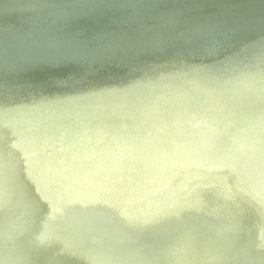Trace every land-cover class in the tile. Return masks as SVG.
Returning a JSON list of instances; mask_svg holds the SVG:
<instances>
[{
    "label": "bare ground",
    "instance_id": "obj_1",
    "mask_svg": "<svg viewBox=\"0 0 264 264\" xmlns=\"http://www.w3.org/2000/svg\"><path fill=\"white\" fill-rule=\"evenodd\" d=\"M58 2L60 3L56 4L55 0H19L18 5L25 10L7 13L0 11V99L11 95L7 92L8 86L19 85L25 79L34 80L41 85L44 79L53 78L58 83L65 76L80 77L79 74H82L90 80L105 82L111 75L107 73L106 62L113 67L111 70L115 75L124 74L131 80L122 89H113L108 95H93L97 99L76 93L67 97L61 95L52 99L27 100L9 106H3L6 103L0 104L1 153L17 156L12 157L17 170L29 165L26 158L30 156L41 161L44 166L48 164L47 168L41 166L45 169L44 173H50L46 177L51 175L54 180L64 182L65 189L70 194V197L66 193L67 196L64 195L69 198L70 203L65 201L59 205L48 204V208L28 204L23 212L25 217L40 219L46 216V219L50 217L56 221L60 210L67 212L66 209L71 204L76 203L78 198L82 199V192L85 193L82 202H102L108 205L106 208L109 211L117 214L121 209L122 196L129 192L125 186L126 174H123L127 172L126 178L132 176L145 186L144 191H131L134 193L133 204L127 210L128 218L138 219L139 222L147 219L156 226L185 222L214 207L211 202H219V206L227 204L231 200L229 195L224 194L223 198L211 196V199L205 193L200 194L211 190L219 195V188L223 192H227V189L215 179V175L208 177L198 162L196 167L202 172L201 185L187 191L191 194L183 195L180 192L184 190L172 177L167 176L166 169H170L172 174L180 175L174 161L168 160L163 164L158 162V167L166 175L162 171L155 173L144 167H135L154 162L153 155L157 149L152 148L146 155L145 151H139L144 154L139 159L128 158L132 150L140 148L139 145L127 144V155H122L119 149H111L109 141L102 136L108 132L118 134V125L133 126L130 124L138 120L137 113L143 114L151 124L160 118L169 126V117L173 115L181 123L188 113L214 120L216 113L211 111L215 108H212L213 105L233 117L253 110L264 99V85L256 80V85L249 92L252 85L245 79L240 81L244 90L238 91L237 86L240 84L232 81L238 70L232 63L246 57L256 60L264 55V29L260 30L264 27V0ZM242 26L247 30L246 34L241 35L236 30ZM124 52L128 54L123 56L121 53ZM170 58L175 60L171 62ZM155 59L162 62H151ZM121 62L127 63V66L119 67L123 64ZM149 66L151 68L148 69ZM121 68L127 69L120 73L118 69ZM199 71L217 72L218 75L226 72L228 77L222 78V81L212 77L215 74L203 76ZM170 73H179V76L171 78ZM162 77L164 80H160ZM139 80L143 82V86L136 89L133 83L137 84ZM193 90L200 91L201 94L196 95ZM26 91L29 93V90ZM102 91L103 89L100 94ZM254 96H259V99ZM212 100L215 102L212 103ZM106 108L114 111L120 108L121 115L111 118L109 123H112L103 127V119L91 115L98 109ZM155 110H160V116H154ZM12 119H16V122L12 123ZM237 126L241 131L242 126L239 123ZM254 126H264V118L257 120ZM185 130L183 124L177 129L181 133H185ZM209 132L204 129L206 135ZM204 133L201 131V134ZM218 133L219 139L223 141H228L233 135L231 129L224 132L219 130ZM21 139L25 143L20 145L18 141ZM184 141L188 152L202 162L205 161V165L210 163L206 157L208 151L203 149L201 152L204 158L200 157L201 154L190 144L189 139L184 138ZM237 141L231 148V153L237 157H245V160L254 158L264 150V138L243 135ZM167 144V151L179 157L183 168V156L179 149H173L175 147L169 140ZM235 146L238 150H235ZM41 150L48 153L41 154ZM106 151L109 156L104 155ZM46 154L54 159L47 161L40 157ZM3 155L0 154V172L8 170L10 166L13 169L8 159V164H5ZM121 155L125 159L120 161L119 167L124 164L125 171L120 170V174L117 173L114 178L109 177L105 183L106 188L98 186L107 176L106 168L103 169L105 164L110 163L106 167L114 166ZM216 162L222 166L221 161ZM71 167L77 168V177L61 172V169L70 170ZM100 167L101 171H98ZM55 169L58 173L52 174ZM191 175L193 173L189 174ZM219 175L226 178L227 171L222 170ZM3 178L7 184L0 183L5 189L0 191V199L16 208L21 207L24 195L16 191L11 178ZM82 182H89L93 187L84 190ZM172 184L176 187V192L173 193ZM246 188L248 187L244 186V190ZM73 190L77 195L72 194ZM192 199H195V203L189 205ZM63 200L65 199L62 198L61 201ZM173 200L177 209L168 210L166 206ZM8 215L7 212L1 214L0 221L1 217L8 218ZM213 229L214 226H209L206 233L210 234ZM262 241L264 243V239Z\"/></svg>",
    "mask_w": 264,
    "mask_h": 264
},
{
    "label": "water",
    "instance_id": "obj_2",
    "mask_svg": "<svg viewBox=\"0 0 264 264\" xmlns=\"http://www.w3.org/2000/svg\"><path fill=\"white\" fill-rule=\"evenodd\" d=\"M18 1L3 2L0 0V9L3 7L0 11L7 13L18 11V9L25 10L18 5ZM55 3L59 4L60 2L55 0ZM263 29L264 27L260 28V30ZM246 30L242 26L236 32L242 35L246 34ZM121 54L126 56L128 53ZM173 60L175 58L169 59L171 62ZM151 62L160 63L162 61L155 59ZM121 63L123 64H120L119 67L127 66V63ZM108 64L106 62L105 67L107 73L111 75L105 82H98L97 79L90 80L88 76L82 74H79L80 77L65 76L58 83H55L53 78L44 79L41 81V85H38L34 80L25 79L19 85L8 86L7 92L11 95L0 99V104L6 103L3 106H9L24 103L27 100L52 99L61 95L67 97L76 93L93 99H97L93 96L95 94L108 95L113 89L114 91L122 89L131 80L124 74L115 75L111 70L113 67ZM232 64L238 70L232 80L238 81L240 84L237 86L238 91L244 90L240 81L245 79L252 85L249 92L256 85V80L264 85V55L257 57L256 60L252 57L242 58ZM240 67L248 68L241 69ZM149 68L151 67L149 66ZM126 69L118 70L123 73ZM202 74H204L203 76L215 74L212 77H217L222 81L228 77L226 72L220 75L217 72H202ZM169 76L174 78L179 76V73H170ZM160 80H164V77ZM142 84L141 80L137 84L133 83L136 89L142 87ZM38 86H42V88ZM101 89H103L102 94H100ZM26 90H29V93ZM193 91L196 95L201 94L200 91ZM254 97L259 99V96ZM212 108L214 109L210 110L216 113L214 120L188 113L182 123L177 116L169 117V126L160 118L151 124L147 122L143 114L136 112L138 120H134L130 124L133 126L118 125V134L108 132L102 136L109 141L108 146L111 149H119L122 155H127V144L139 145L140 148L132 150L128 154V158L139 159L144 156L139 151H145L146 155L149 150H153L152 148L157 149L153 155L154 162H150L149 165L143 163L135 167H144L157 173L162 171L158 167L159 163H167L168 160L174 161L180 170V175L172 174L170 169H166L167 176L172 177L177 185L184 190V192H180L183 195L191 194L187 191L197 189L201 185L202 172L198 171L196 162L203 167V171L208 177L216 176L215 179L227 189V192H223L219 188V195H215L211 190L200 194L205 193L211 199V196L223 198L225 195H229L228 198L231 200L220 206L219 202H211L210 204H213L214 207L206 209L203 213L193 216L185 222L156 226L147 219L139 222L138 219L128 218L127 210L133 204L132 199L134 198V193L131 191L145 190L142 182L135 180L132 176L126 178L128 172L123 174H126V184L131 187L125 185L129 192L122 196L121 209L117 214L109 211L106 208L108 205L102 202L87 200L82 202L85 195L82 192V199L78 198L76 203L71 204V207L66 209L67 212L60 210L56 221L50 217L46 219V216L40 219L27 218L23 212L28 204L48 208L49 205H59L60 202L70 203L69 198L64 196L67 194L70 197L65 189L66 184L54 180L51 175V178L46 177V174L50 173H44L43 170L48 167V164L44 166L33 156L26 158L29 165H25L24 169L17 170L12 159L17 156H6L0 151L5 164L7 165L9 160L13 166V169L10 166L8 170L3 169L0 172L2 174L0 183L6 185L7 182L3 177H9L13 181L16 191L24 195L19 208L0 199V215L6 212L9 214L8 218L3 216L0 221V264H264V243L262 241L264 239V150L249 160L231 153V148L238 137L255 135L257 138H264V126H254L257 120L264 118V99L259 101L253 110L242 114V116H229L216 105H213ZM51 110L53 111V109ZM153 114L160 116L161 113L160 110H155ZM120 115V108H117L116 111L106 108L98 109L91 117L102 118L103 127H106V124L112 120L111 118L115 119ZM15 122L16 119H12V123ZM237 123L242 126L241 131L238 130ZM180 124L186 127L185 133L177 131ZM204 129L210 131L208 135L204 133ZM227 129H231L233 135L228 141L220 140L219 130L224 132ZM201 131L204 134H201ZM185 135L186 137H184ZM184 138L189 139L190 144L197 148L201 154L200 157H203L201 152L203 149L208 151L206 157L210 161V165H205V161L202 162L187 151ZM168 140L173 143L175 147L173 149L177 147L180 155L183 156V168H181L179 157L171 155L167 151ZM18 143L21 145L25 142L21 139ZM235 150H238V147ZM43 153L48 152L41 150V154ZM108 153L106 151L104 155L109 156ZM88 154L91 153L88 152ZM122 155L114 166L106 167L110 163L105 164L103 169L106 168L107 176L98 186L106 188L107 184L105 183L108 182L109 177L114 178V175H118L120 170L125 171L124 164H120L119 167L120 161L125 159V156ZM40 157L47 161L50 158L54 159L50 154ZM215 160L221 161L222 166ZM61 170L63 173L77 177L76 167H71L70 170ZM222 170L227 171L226 178L219 175ZM98 171H101V167ZM33 172L34 174H32ZM162 172L165 174V171ZM53 173H58L57 169ZM191 173L193 175L189 176ZM97 177L95 176V178ZM82 183L84 190L93 187L89 182ZM1 184L0 191L5 190ZM244 186L248 188L244 190ZM174 191L176 192V187L172 184L171 193ZM72 194L77 195L74 190ZM99 194H101L100 191ZM18 195L21 196L19 193ZM62 198L65 200L61 201ZM194 203L195 199H192L189 205ZM166 208L168 210L177 209V205L173 200L167 204ZM211 225L214 226V229L210 234H207L206 231ZM70 247L73 249L71 250Z\"/></svg>",
    "mask_w": 264,
    "mask_h": 264
}]
</instances>
